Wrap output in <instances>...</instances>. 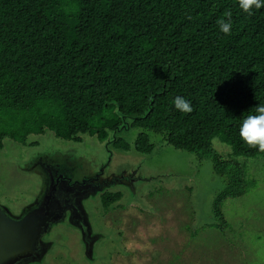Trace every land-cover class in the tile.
I'll return each instance as SVG.
<instances>
[{"label":"trees","instance_id":"16d2710c","mask_svg":"<svg viewBox=\"0 0 264 264\" xmlns=\"http://www.w3.org/2000/svg\"><path fill=\"white\" fill-rule=\"evenodd\" d=\"M129 118L135 150L153 151L149 131L213 161L226 185L209 227L227 228L246 174L213 139L264 159V0H0V149L113 131L128 151L116 132Z\"/></svg>","mask_w":264,"mask_h":264},{"label":"rangeland","instance_id":"374dc122","mask_svg":"<svg viewBox=\"0 0 264 264\" xmlns=\"http://www.w3.org/2000/svg\"><path fill=\"white\" fill-rule=\"evenodd\" d=\"M130 121L116 132L132 145L128 151L115 148L113 131L106 140L88 133L81 142L64 140L51 131L31 135L27 144L4 140L0 203L14 216L45 192L43 162L61 166L75 180L99 174L105 183L65 184L64 192L81 207L82 226L74 219L57 222L42 237L41 256L22 264H264L263 157H237L231 145L213 139L224 159L243 165L248 190L224 201L228 227L211 228L214 201L226 185L213 161L149 131L154 149L139 152L134 144L144 130L125 128ZM107 191L122 197L106 207L102 195Z\"/></svg>","mask_w":264,"mask_h":264},{"label":"water","instance_id":"95a60500","mask_svg":"<svg viewBox=\"0 0 264 264\" xmlns=\"http://www.w3.org/2000/svg\"><path fill=\"white\" fill-rule=\"evenodd\" d=\"M42 167L46 190L35 205L28 207L22 215L14 216L0 203V264H22L40 257L44 251L42 237L59 221L66 218L69 219L68 221L74 219L73 224L82 226L78 215L81 207L64 192L62 188L65 184L69 187L105 184L99 182V174L95 177L75 180L67 170L57 164L50 165L43 162ZM113 183L116 182H107V184Z\"/></svg>","mask_w":264,"mask_h":264}]
</instances>
